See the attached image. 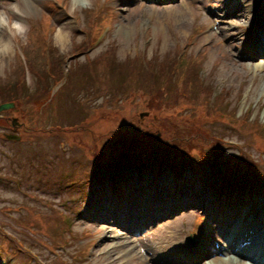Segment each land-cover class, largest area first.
Wrapping results in <instances>:
<instances>
[{
	"label": "rangeland",
	"instance_id": "1",
	"mask_svg": "<svg viewBox=\"0 0 264 264\" xmlns=\"http://www.w3.org/2000/svg\"><path fill=\"white\" fill-rule=\"evenodd\" d=\"M245 2L248 3L245 17L228 15L233 6L232 10H237L240 5L245 9ZM255 2L256 0H31L29 7H25L22 0H0V38L1 45L7 50L5 56L0 57V103L15 102L13 108L0 111V135L3 132L13 133L11 122L16 119L19 129L15 134L22 138L18 141L0 136V264H115L108 262V258L116 257H119L115 259L117 264H143L148 261L146 257L150 260L151 257L160 256H154L152 252L149 254L146 246L142 248L137 245L136 239L155 241L153 244L156 253L162 256L166 250L163 247L156 248L162 234H181V239L188 242L191 233H208L204 229L207 218H200L203 206L188 204V196L183 195L182 191L202 192V185L210 177V172L213 178L216 173L225 174L230 166L235 165L239 168L236 171L239 172L237 177L251 182L250 176H254V180L257 176L252 169L254 168L262 177L258 176V181L256 180L259 186L261 182L264 183V59H259L264 56L250 60L244 48L252 39L251 29L261 25L260 20H252L253 16L256 17ZM184 4L187 6L183 7ZM101 5L106 8L108 6V11L110 9L108 16H114V26L106 38L94 49L88 50V53L94 57L109 50L112 54L110 64L125 66L130 71L133 69V73L139 63H142V68L138 76L129 79L128 86L132 87V91L124 94L122 92L125 89H122L118 101H113L110 91L101 92L102 85L107 84L99 83L100 95L89 97L90 102L85 103L87 110L82 113L78 104H83L81 97L84 95H80L77 100L70 94L72 98H65L59 104L58 95L50 96L53 79L47 83V73H44L45 45L41 33H44L45 22L51 23L47 27L52 26V23L57 27L49 37L55 71L62 68L65 57L68 66H75L77 62L73 60L72 53L84 47L83 33L80 34L78 30L89 24V19L93 18ZM119 10L126 12V17L121 19ZM263 16L264 14L261 16L259 13V19ZM222 20H226V23H222ZM105 21L102 17L100 25ZM123 25L130 28V36L120 30ZM59 32L63 33L62 38L58 37ZM143 50L146 56L140 53ZM109 53L105 56L106 62L110 57ZM179 53L181 58H177ZM174 56L181 65L189 57L197 60L193 68V80L197 81L193 92L194 96L196 90L201 93L198 101L194 96L190 97L188 90L183 93L182 86L186 83L178 90L163 88L158 96L154 95L153 90L159 80L164 79V75L169 76ZM82 59H86L84 54L80 61H84ZM31 64L40 72L30 70ZM258 66L262 67L259 69ZM198 67L201 78L206 83L199 82ZM74 72L75 80L85 82L98 81L96 76L112 75L110 70L97 71L90 62L75 67ZM114 80V85H118V82H122V76L114 75ZM15 82L16 86L17 83L20 84L17 90ZM83 85L84 83L79 85L68 82L63 90L79 89ZM204 85L211 86L209 94L203 90ZM123 86L122 84L121 87ZM44 95L49 96L47 101ZM221 101L223 103L220 105ZM186 102L190 103L182 109V104ZM86 113V120L82 119ZM81 119L82 124L76 126ZM261 124L263 132L258 130L262 127ZM192 131L205 136L187 134ZM207 135L219 140V143L209 144V150L200 155L197 151L200 145H204L202 138L206 139ZM223 139L225 143L221 142ZM149 149L159 150L160 154L188 152L192 155L187 158L197 167L198 172L185 169L180 176H173L171 173L164 174L162 178L152 177V186L142 190V194L152 198L154 195L159 196L161 191L168 192L170 197L166 202L170 205L171 213L156 219L132 237L131 233L102 214L103 205L110 203L111 198L115 200L117 196H122L123 192L115 194L114 189L112 191L99 181H95L94 185H87L86 190L81 182L79 187L70 185L76 179H87L92 174L91 162L99 160H102L100 165H112L119 156L125 158L126 154L137 159L140 152V159L150 165L149 152H143ZM211 152L214 154L213 159L206 155ZM63 154L65 157H77L74 164L67 162L64 166L68 168L63 169L73 170L75 176L58 180L59 174L51 173L48 178L52 185L45 184L47 188L41 187L43 182L38 177V171L31 166L33 162L30 159L37 165L46 157L52 166V160H63ZM85 159L90 162L86 164ZM138 168H144L141 169L144 171L151 167L139 165ZM130 169V173H134L140 181V172L134 166ZM187 174L189 177L185 180ZM9 176L17 177L21 184L12 182ZM36 177L37 181L34 182ZM165 181L170 185L162 187L161 183ZM104 182L109 183V176L104 175ZM174 183L179 185L172 190ZM130 186L129 180L126 187ZM102 187L106 189L109 198L98 200L97 193L105 191ZM148 191L150 193L147 194ZM254 191L251 188V196L245 200L222 203L213 200L211 207L225 210V207L251 204ZM259 193L263 195L264 191ZM60 212L68 217L66 219L70 221L73 230L66 233L69 242L61 249L54 244L55 240L63 242L62 234L54 237L55 232L52 231L54 215L58 216ZM95 214V218H90ZM122 217L126 221V217ZM210 220L209 218L207 223ZM211 224L212 222L208 225ZM214 230V238H218L221 234L220 227H214ZM122 233L132 237L127 241L123 240L135 246L139 255L133 252L127 254L123 248L125 244L114 251L111 257L106 254L96 255L99 250L98 241L103 242L108 234L110 240L107 241L106 237L104 245L108 249L116 241L111 238ZM20 245L32 248L38 258L32 259L27 253L18 251ZM83 254L88 256L84 257ZM216 258L207 257V261L203 263L210 264ZM219 258L227 259L228 256L222 254ZM257 258L264 263V254ZM246 260L242 263L257 264V261ZM154 263L155 261L150 260L148 264Z\"/></svg>",
	"mask_w": 264,
	"mask_h": 264
},
{
	"label": "bare ground",
	"instance_id": "2",
	"mask_svg": "<svg viewBox=\"0 0 264 264\" xmlns=\"http://www.w3.org/2000/svg\"><path fill=\"white\" fill-rule=\"evenodd\" d=\"M23 3H25V7H29V4L31 3V0H22ZM183 7H186L187 4L182 5ZM234 7V6H233ZM230 8V12L229 15H243V17L246 16V10L248 9V6L245 4L244 7L245 9H242L243 6H239L240 8H238L237 10H232V8ZM120 11V17L121 19L126 17L124 16L126 14V12L124 11ZM1 17V15H0ZM234 25V23H233ZM121 31L125 32L128 36H130L131 30L128 27V25H123L120 28ZM59 38L63 37V33L59 32L58 34ZM246 52L249 53L248 57H250L251 59H254L257 54H262L264 55V30L261 31L260 33H258V35L255 36L254 38V44H252L251 46L249 45L248 47H245ZM7 53L6 47L1 45V38H0V57H2V55L5 56V54ZM259 69L262 67L258 66ZM168 178V177H166ZM152 182H150L149 180H146L144 182L139 181L138 184L136 186H138V188H140L141 190H144L148 187H151ZM164 185H170L168 184V182H162L161 186L163 187ZM148 194V192H146ZM183 195H187L188 199L186 200V202L190 205H194L197 206V204H200V194L197 192H191L190 190H184L182 191ZM170 197V194L168 192L165 191H161L159 196H158V203H154V204H149L150 207L152 209H156V213L151 215V219H155L157 217L163 216L165 214H167L170 211V208H164V204L165 201H167ZM181 199H183L184 197L179 196ZM107 194L105 191H101L99 193H97V199L101 200V199H107ZM190 201V202H189ZM248 208L245 206H237V207H233V208H229L226 212H224L223 214L219 215V217L217 219H215L216 223H222L225 221V223L222 225L223 230L221 231L222 234H224V232L229 229L230 233L235 232V235H237V232H239L240 230H243L244 227H246L245 230L250 229V231H254V235H252L253 237H248L247 238H243L244 235L237 237L236 240L233 239V244L232 245H228L227 246V251L229 253H235L239 256L242 257L246 254L250 259H257L255 258L256 256V252L254 254H251V250H252V246L249 244H253L255 241L264 240V231H263V227H264V216L261 215L262 212L257 216V218L254 220V222H252V217H249V212H248ZM264 212V210H262ZM149 224V223H147ZM146 224V225H147ZM251 224V226H250ZM214 226V224L212 225ZM243 227V228H242ZM244 230V232H245ZM207 231H211V228H207ZM132 235H134L132 233V230L130 229L129 231ZM172 233V232H171ZM214 233V230L211 231V235ZM180 236H177L175 233H172L170 235L167 234H162L159 237V242L157 243L158 246H156L157 249L162 248L167 251H169L171 249L170 252H168L167 254L164 255H160L156 253V250L154 248L153 244L155 241L149 240V239H142L141 240V246H146L147 247V252L150 254V252H152V254L155 256H160L159 258H155V257H151L150 260L151 261H155L154 264H198L197 261H201L202 259L205 258V256L207 255V253L205 254V249L206 247L209 246V244L211 243L210 240H208L207 243H199L196 247H188V244H184V240H181L179 238ZM114 239L117 240V244L115 246L112 247V249H106V247L104 246L105 242H100L98 244V251L96 252L97 256L106 254V256L111 257L112 253L114 251H117V249L120 248V246L124 245V250L126 251L127 254L130 253H134V254H138V252H136L135 250V246H131V244L128 242H126L127 240L130 239V237L127 236H123V234H119L117 236L113 237ZM112 238V239H113ZM126 241H124V240ZM138 240V239H137ZM236 242V244H235ZM245 244L247 245L246 247L248 248V251H246L244 248L240 249L238 247V245L240 247H242L240 244ZM205 246V247H204ZM223 250V247L220 248V251ZM144 251V250H143ZM187 251V253L185 255H183V252ZM207 252V251H206ZM249 252V253H248ZM209 253H211V251H209ZM245 253V254H244ZM133 254V255H134ZM133 255H131L130 257L132 258ZM220 254L217 253V256H219ZM236 255H230L229 259H221L219 257H217L215 261L210 262V264H243V260L242 258H239ZM139 257V256H138ZM140 257H142L140 255ZM146 257V256H145ZM115 258V257H113ZM118 258V257H117ZM115 258V259H117ZM148 259V261H145L143 264H148L150 263V260L148 257H146ZM115 259H111L108 258V262H114L115 264H117V261ZM160 261H159V260Z\"/></svg>",
	"mask_w": 264,
	"mask_h": 264
},
{
	"label": "trees",
	"instance_id": "3",
	"mask_svg": "<svg viewBox=\"0 0 264 264\" xmlns=\"http://www.w3.org/2000/svg\"><path fill=\"white\" fill-rule=\"evenodd\" d=\"M31 66L32 67H30V69L31 70H33V71H37V72H40L37 68H35V66L34 65H32L31 64ZM54 69V68H53ZM44 71V70H43ZM55 71V70H54ZM57 72H59V74L62 72V70L60 69L59 71H57ZM194 74H195V71H190V75L192 76V78H193V76H194ZM191 78V79H192ZM17 86H18V83H17ZM17 86H16V82H15V88H16V90H17ZM173 87H174V85H173ZM170 88V90H171V88L172 87H169ZM187 90V88H186V86H185V89H184V91H186Z\"/></svg>",
	"mask_w": 264,
	"mask_h": 264
},
{
	"label": "water",
	"instance_id": "4",
	"mask_svg": "<svg viewBox=\"0 0 264 264\" xmlns=\"http://www.w3.org/2000/svg\"><path fill=\"white\" fill-rule=\"evenodd\" d=\"M13 106H14V104L12 102L3 103L0 105V110L7 109V108H10Z\"/></svg>",
	"mask_w": 264,
	"mask_h": 264
}]
</instances>
